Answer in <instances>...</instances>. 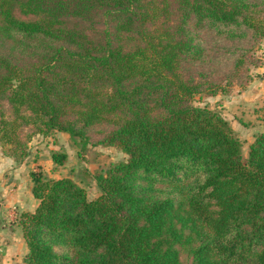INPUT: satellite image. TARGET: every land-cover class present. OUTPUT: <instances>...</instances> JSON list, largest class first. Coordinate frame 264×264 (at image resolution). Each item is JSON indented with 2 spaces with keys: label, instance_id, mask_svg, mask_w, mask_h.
<instances>
[{
  "label": "trees",
  "instance_id": "trees-1",
  "mask_svg": "<svg viewBox=\"0 0 264 264\" xmlns=\"http://www.w3.org/2000/svg\"><path fill=\"white\" fill-rule=\"evenodd\" d=\"M264 0H0V147L36 136L128 156L93 175L32 172L24 264H264V132L244 154L193 104L249 72ZM66 153H54L64 165Z\"/></svg>",
  "mask_w": 264,
  "mask_h": 264
},
{
  "label": "rangeland",
  "instance_id": "rangeland-1",
  "mask_svg": "<svg viewBox=\"0 0 264 264\" xmlns=\"http://www.w3.org/2000/svg\"><path fill=\"white\" fill-rule=\"evenodd\" d=\"M252 63L245 76L234 81L225 93L196 95L193 104L208 107L221 114L242 141L245 156L259 133L264 132V41L252 52ZM54 153H66L64 165L53 162ZM128 161V156L115 147L89 145L81 150L68 135L36 136L29 144V156L23 163L6 157L0 147V264H24L27 252L16 219L24 209H35L38 201L30 195L32 172H43L49 178H70L83 187L90 200L99 196L93 175L113 165ZM8 199V200H7ZM7 216V217H6Z\"/></svg>",
  "mask_w": 264,
  "mask_h": 264
},
{
  "label": "crops",
  "instance_id": "crops-1",
  "mask_svg": "<svg viewBox=\"0 0 264 264\" xmlns=\"http://www.w3.org/2000/svg\"><path fill=\"white\" fill-rule=\"evenodd\" d=\"M30 181H31V179H30ZM31 188H32V182H31ZM7 190H5V189H3L2 191H0V194L2 195V196H6V198L8 197L7 195H5V192H6ZM30 195L32 196V198L35 200V202L37 201L35 198H34V196H33V194H32V190H30ZM8 200V199H7ZM37 206H38V204L36 205V207H35V209L37 208ZM7 207L6 206H3V205H1L0 204V213H3L4 215H5V213H4V211H5V209H6ZM35 209H33V210H28V209H24L23 211H30V212H33V211H35ZM7 217V216H6ZM19 228V227H18ZM20 231L22 232V230H21V228H20ZM22 236H23V234H22ZM24 239V238H23ZM25 242V241H24ZM27 253V252H26ZM25 253V254H26Z\"/></svg>",
  "mask_w": 264,
  "mask_h": 264
}]
</instances>
